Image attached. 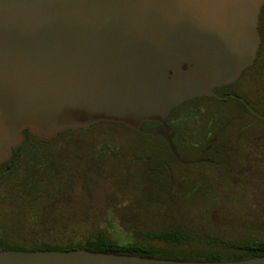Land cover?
<instances>
[{
    "label": "water",
    "instance_id": "obj_1",
    "mask_svg": "<svg viewBox=\"0 0 264 264\" xmlns=\"http://www.w3.org/2000/svg\"><path fill=\"white\" fill-rule=\"evenodd\" d=\"M264 0H0V165L28 141L117 123L161 137L185 166L167 124L186 102L239 100L258 58ZM144 123H158L144 130ZM9 173V172H8ZM7 174L4 176L6 177ZM0 264H264V256L190 261L87 249L0 248Z\"/></svg>",
    "mask_w": 264,
    "mask_h": 264
},
{
    "label": "trees",
    "instance_id": "obj_2",
    "mask_svg": "<svg viewBox=\"0 0 264 264\" xmlns=\"http://www.w3.org/2000/svg\"><path fill=\"white\" fill-rule=\"evenodd\" d=\"M260 64L261 61L255 70L252 69L255 71V79L263 78L264 66ZM252 70L245 72L241 80ZM239 82L216 88L215 91L222 96L238 94L231 88ZM258 94V100L260 98L263 102L262 90ZM245 99L256 109L252 100ZM203 100L214 101L219 106L205 112L196 106L197 102ZM226 104L240 106L253 119L259 120L237 99L220 101L202 97L186 102L175 110L172 130L176 132L177 139L174 144L182 158L209 159L212 162L200 164L226 168L229 177L233 172L235 182H244L248 175L253 180H263L264 132L246 138L243 136L244 128L249 126L244 125L238 133H231L230 127L239 116H231V111L224 108ZM199 120H203L202 130L193 129L191 123ZM151 126L153 123L143 124L144 130ZM113 128L123 129L131 135L132 144L125 146L134 148L133 158L119 149L114 151V146L108 142V136L115 132ZM25 133L29 136L28 141L14 151L11 161L0 165V206H8L7 218L14 226H20L27 218L55 221L64 214L62 207L70 203H84L77 200L81 189L89 197H93L96 186L109 177L113 182L112 203L121 202L123 207L105 209L96 218H114L121 208L120 217L123 221L131 222L133 229L130 232L141 240L135 237L136 240L128 244H120L99 231L76 244L57 246L41 243L23 246L0 241V248L23 251L87 249L190 261H234L264 256V237H226L213 230L206 231L189 218L187 221L188 204L196 201L204 204L217 203L222 199L219 190L223 188L224 177L218 175L213 180L205 181L200 177L190 178L179 174L175 165H182L162 138L108 122L99 123L88 130L66 131L47 145L38 142L28 130ZM99 134L105 139H98ZM211 143L212 149L206 152ZM141 144L145 147L144 152L139 154ZM245 145L248 150L245 153L249 154L247 161L235 170L230 158L242 151V146ZM184 148L188 155H185ZM191 154L192 159L185 157ZM117 161L123 162V167ZM134 164L140 168H134ZM92 200L89 198L88 204L90 201L93 203ZM88 211L91 213V210ZM33 224L34 222L30 225Z\"/></svg>",
    "mask_w": 264,
    "mask_h": 264
},
{
    "label": "rangeland",
    "instance_id": "obj_3",
    "mask_svg": "<svg viewBox=\"0 0 264 264\" xmlns=\"http://www.w3.org/2000/svg\"><path fill=\"white\" fill-rule=\"evenodd\" d=\"M264 66V55L261 58L260 66ZM263 72V71H262ZM263 86V87H262ZM231 89L238 92L237 95L252 100L256 106V111L264 115V101L258 97V91L262 90L264 95V74L262 79H256L253 82V73L250 72L237 85ZM205 112L217 108L218 103L211 100H203L196 103ZM224 107V106H222ZM231 111L230 115L233 117L239 116L233 121L230 127L231 133H238L244 126V134L246 138H250L253 134H261L264 132V121L255 120L240 106L232 107L226 104L224 108ZM180 112V111H179ZM183 113V112H182ZM178 116V115H175ZM206 119V118H205ZM193 129L202 130L203 120L193 121ZM115 132L108 136V142L112 144L114 151L121 150L129 158H133L135 153L134 148H128L125 145H131V135L123 129L113 128ZM112 129V130H113ZM111 130V131H112ZM246 131V132H245ZM112 133V132H110ZM94 135V134H93ZM95 136V135H94ZM98 139L104 140L103 135H98ZM131 143V144H130ZM144 144H141L139 154L144 152ZM246 145L242 146V151L230 158L233 169H239L243 166L248 157ZM120 152V151H119ZM120 152V154H121ZM185 155L188 151L184 148ZM187 159H192L193 155L185 156ZM118 165L123 167V162L117 161ZM182 165V164H181ZM134 168L139 169L137 164ZM175 170L179 174L186 176L200 177L205 181L213 180L218 175H223V188L219 190L222 197L217 203H201L192 202L188 204V218L194 221L197 226L203 227L206 231H216L220 235L231 238H263L264 237V179L260 181L249 178V175L244 179V182H235L236 177L233 172L231 176L227 175L228 170L222 166L209 165H175ZM249 173V171L247 172ZM249 180V181H248ZM112 180L103 179L95 188L93 197L85 194L82 189L77 195V200L84 203L77 202L70 203L66 207H62L63 215L56 218V220H47V222L38 218L25 220L20 226H14L13 222L7 218L9 208L6 205L0 206V241L9 245H26L48 243L51 245H65L69 243H78L82 239L89 238L103 231L106 237L116 239L120 244H128L135 239L131 229H133L131 222L123 221L120 217V209L123 203H112ZM93 199L88 204V199ZM87 199V200H86ZM87 202V204H86ZM121 207L114 218L105 219L104 217L96 218L105 209ZM125 206V205H124ZM91 210V213L88 211ZM101 215V214H100ZM29 220V221H28ZM34 222L33 225H30ZM125 223V224H124ZM13 224V225H12ZM154 226V225H152ZM137 240H141L136 237Z\"/></svg>",
    "mask_w": 264,
    "mask_h": 264
},
{
    "label": "flooded vegetation",
    "instance_id": "obj_4",
    "mask_svg": "<svg viewBox=\"0 0 264 264\" xmlns=\"http://www.w3.org/2000/svg\"><path fill=\"white\" fill-rule=\"evenodd\" d=\"M258 29H259V31H260V33H261V35H262V43H261V46H260V51H259V53H258V58H257V60L255 61V64L250 68V69H248V70H252V69H254L255 70V68H256V66L258 65V63L261 61V58H262V56L264 55V6H263V8H262V11H261V14H260V19H259V26H258ZM247 70V71H248ZM254 70H252V73H253V82H256V79H255V76H254V74H255V71ZM246 71V72H247ZM245 74V73H244ZM244 76V75H243ZM242 76V77H243ZM241 80V79H240ZM239 80V81H240ZM238 81V82H239ZM175 112V111H174ZM174 112L171 114V116L167 119V124H168V126L171 128V129H173V125H174ZM159 126V124L158 123H153V126H151V128H156V127H158ZM150 129V128H149ZM152 136V135H151ZM161 138V137H160ZM163 139V138H162ZM177 139V134H176V136H175V138H174V140H173V143H174V141ZM164 140V139H163ZM212 146H213V143H211L210 144V146L205 150L206 152H208V151H210L211 149H212Z\"/></svg>",
    "mask_w": 264,
    "mask_h": 264
}]
</instances>
